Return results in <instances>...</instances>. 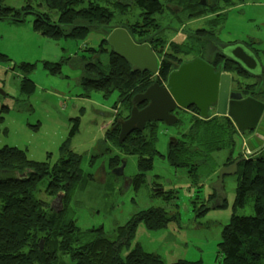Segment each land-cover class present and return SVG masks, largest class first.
I'll list each match as a JSON object with an SVG mask.
<instances>
[{
	"label": "rangeland",
	"instance_id": "obj_1",
	"mask_svg": "<svg viewBox=\"0 0 264 264\" xmlns=\"http://www.w3.org/2000/svg\"><path fill=\"white\" fill-rule=\"evenodd\" d=\"M1 1L3 6L16 9L26 5V0ZM123 3L128 5L130 20L141 21L140 17L137 18L139 10L131 5V1L123 0ZM166 10L167 13L153 16L151 23L155 29L153 26L143 28L144 31L139 28L142 36L134 34V43L139 45L159 31L160 39L153 41L157 69L162 60L170 61L175 68L196 57L215 60L217 51L213 46H203L191 36H196L197 29H204L210 34L199 37H207L216 45L238 43L251 48L264 71V0H208L196 20L184 27L178 23L185 14L177 13L174 19L173 12ZM24 12L23 9L22 15ZM23 16L21 21L0 20V55L7 59L0 61V90L4 93L0 95V148H17L29 160L45 162L50 168L67 159L69 153L79 157V180L73 187L72 202L66 200L60 205L55 197L47 202L56 212L61 210L60 206L67 212L71 211L81 231L101 227L105 235L115 238L119 233L117 229L138 212L160 208L173 214L165 227L156 232L148 231L144 223H138L128 247L122 248L121 256L139 244L142 251L157 255L163 264L178 261L220 264L217 249L223 228L233 215H254L252 195L246 197L240 209L234 206L238 174L223 178L224 203L219 208L211 207V188L229 151L214 153L215 163L211 173L200 176L196 181L187 175L186 168L171 167L166 157L168 139L179 138V134L187 132L192 121L190 110V113L179 111L180 122L176 125L166 127L155 124L158 128L155 144L158 154L152 158V171L148 174L151 187L144 183L143 187L135 189L129 181L136 173L139 157L126 151L130 150L127 142L123 146L118 144L117 133H114L115 141L107 136L115 122L128 117L131 105H119L118 91L105 96L101 92L85 90L80 81L81 62L88 61L94 53L84 51V48H92L97 53L104 33L94 32L83 41H53L32 31L31 14ZM108 35L105 37L106 45L103 44L104 51L97 57L98 67L104 73L109 70L108 57L112 50L106 42ZM175 48L180 52H175ZM54 64H57L58 70L52 74L46 65ZM226 73L235 81L251 82L242 78L233 67ZM156 80L157 70L149 72V82ZM260 85L259 91L256 89L257 100L262 101L264 79H260ZM213 113L214 110H210L208 116ZM193 115L199 119L198 115ZM74 121H78V130L70 138ZM263 135L264 124L261 122L253 132H246L241 137L249 145L258 142L256 146L263 143ZM240 149L238 138L234 155ZM252 155L257 162L254 163L260 186L264 187V148ZM114 159L118 161V167L125 161L122 176L111 174L109 162ZM45 183L44 179L40 187ZM258 252L262 254V249ZM251 256L256 262L259 254L255 252Z\"/></svg>",
	"mask_w": 264,
	"mask_h": 264
},
{
	"label": "trees",
	"instance_id": "obj_2",
	"mask_svg": "<svg viewBox=\"0 0 264 264\" xmlns=\"http://www.w3.org/2000/svg\"><path fill=\"white\" fill-rule=\"evenodd\" d=\"M129 1L139 10L137 18L140 17L141 21L130 20V10L123 0H26V5L20 9L3 6L0 0V20L21 21L24 19L23 15L31 14L32 31L53 41H83L94 32L104 33L97 53L92 48H84V51L94 53H91L88 61L81 62V85L87 91L101 92L105 96L118 91L119 105L123 103L128 107L132 97L142 93L153 82H149V72L132 68L112 50L108 57L109 70L107 73L102 72L98 67L97 57L104 51L105 37L115 28L122 27L134 41V34L142 36L140 33L144 31L143 28L153 26L155 29V25L151 23L153 16L162 14L164 8H178L181 15L188 14L189 17L196 18L204 7L198 4V0ZM23 9L25 12L22 15ZM155 33L148 36L146 41L143 40L153 51V41L160 39L159 31ZM206 34L210 33L199 29L193 37L203 46H213L215 52L228 46H219L208 41L207 37H199ZM175 52L180 51L175 48ZM215 58L216 61L205 60L214 69L216 67L212 62L219 64L222 61L219 55ZM3 60L7 61L0 55V61ZM54 65H46L52 74L58 70L57 64ZM172 66L170 61H160L155 82L164 84L173 70ZM230 70L229 63H226L223 71ZM234 70L244 75L239 68ZM189 110L192 121L188 131L179 134L174 146H168L166 157L171 167L186 168L187 175L196 181L200 176L211 173L215 163L214 153L229 151L225 165L232 162L230 156L233 154L238 134L233 123L225 116H208L199 120L193 115H198L196 108L191 107L185 113ZM155 124L157 123H151L145 134L144 131L137 132L127 137L123 144L118 143L123 146L127 142L130 150L126 151L139 157L136 161V173L129 181L135 189L143 187L144 183L149 186L145 177L151 173L152 158L158 154L155 149L158 128ZM77 130L78 121H74L69 137ZM109 133L107 136L115 141L118 130L111 129ZM65 147L66 145L63 148ZM68 156L59 165L50 168L45 162L29 160L17 148H0V264H163L157 255L142 251L139 244L129 249L124 256L120 254L124 246L128 247L138 223H144L146 229L152 232L165 227L173 214L165 213L163 209L151 208L136 213L123 227L117 229L119 233L115 238L105 235L101 227L81 231L75 215L71 211L67 212L65 208L62 209V206L58 212L52 210V204L47 200L51 201L54 197L56 199L60 193L61 204L66 200L72 202L73 187L79 180L81 160L72 153ZM115 161L114 159L109 162L111 168L118 165V161ZM254 162V159L245 161L238 169L234 201V206L240 209L246 197L252 195L254 215H233L229 224L223 228L217 249L220 264H264V187L260 186L259 173ZM44 179L46 183L41 188ZM90 179L92 180L91 176ZM154 193L158 195L157 191ZM258 249H262V254ZM255 252L259 254L256 262L251 259ZM175 264L200 263L178 261Z\"/></svg>",
	"mask_w": 264,
	"mask_h": 264
},
{
	"label": "water",
	"instance_id": "obj_3",
	"mask_svg": "<svg viewBox=\"0 0 264 264\" xmlns=\"http://www.w3.org/2000/svg\"><path fill=\"white\" fill-rule=\"evenodd\" d=\"M207 1L198 0V4L204 6ZM106 42L113 53L122 57L131 67L140 71L156 72L157 63L153 52L145 43L135 44L125 29L113 30ZM219 51L253 75L256 74L255 71L258 75L261 74L259 62L243 44H229L219 48ZM235 87L236 84L230 83V75L224 73L222 67L214 69L199 57L181 63L176 70L170 72L164 84L153 82L142 93L132 97L129 116L113 126V128L118 126L117 141L122 144L128 135L134 131L142 132L150 122L161 123L166 127L174 126L179 121L174 111H187L191 107L196 108L199 119H206L208 109L215 107L216 115L229 117L240 135L246 131L251 132L263 113L264 104L252 98L242 99L241 94L237 92L229 93V88ZM0 95H4L1 90ZM142 103L147 105L138 109L137 105ZM168 142L174 146L177 139L170 137ZM239 162L240 160H236L231 165L220 168L211 188L214 193L211 204L213 209L223 205L225 200L223 178L235 175ZM124 166L125 161H122L119 167L112 169L111 174L114 177L122 176ZM149 178L150 176L146 175L147 184L150 186ZM152 191L156 192L154 188ZM61 196L62 194L58 193L56 197L60 205Z\"/></svg>",
	"mask_w": 264,
	"mask_h": 264
},
{
	"label": "flooded vegetation",
	"instance_id": "obj_4",
	"mask_svg": "<svg viewBox=\"0 0 264 264\" xmlns=\"http://www.w3.org/2000/svg\"><path fill=\"white\" fill-rule=\"evenodd\" d=\"M177 11H179V10H175V12H174V14H176L177 13ZM153 35V34H152ZM151 35V36H152ZM191 36H194V35H191ZM151 39H154V38H151ZM201 39H203V38H201ZM244 47L248 50V51H250V53H252L253 54V56L254 57H256V59H257V56H256V54L255 53H253V51L252 50H250V48H248L246 45H244ZM228 54V53H227ZM216 55H219V57H221V59H222V61L220 62V64H216V62L214 61V62H212L213 63V65L216 67V69L218 68V67H225V64L226 63H229V66L230 67H233L234 69L235 68H239L242 72H243V74L244 75H241L242 76V78H247V80L248 81H251V82H247V81H245L244 83H242L241 81L240 82H238V81H235V80H233L232 79V77H231V75H230V83L232 84V83H235L236 84V87L234 88V89H230L229 88V93H231V92H237V93H239V94H241V98L242 99H246V98H252V99H255V100H257V98H258V91H259V89H258V87H259V85H260V79H264V71L262 70L261 71V74H257V72L255 71V75H253L251 72H248V71H246V70H244L243 68H241L240 66H238L237 65V63H235L231 58H229L228 56H226V55H224V54H222L220 51H217L216 52ZM257 61H258V59H257ZM262 69V68H261ZM224 72V71H223ZM224 73H226V72H224ZM226 74H229V73H226ZM260 76V77H259ZM254 85V86H253ZM261 86V85H260ZM258 91H257V90ZM137 94H139V93H137ZM136 95V94H135ZM257 101H259V100H257ZM259 102H261V103H263L264 104V100L262 99V101H259ZM147 105V103H142V104H139V105H137V108L138 109H142V108H144L145 106ZM131 107H132V103H131ZM131 107H130V109H131ZM179 111H181V110H175L174 111V115L178 118V120H179V115H178V113H179ZM188 111V110H187ZM185 112V111H184ZM129 116V115H128ZM123 121V120H122ZM119 122V121H118ZM179 122V121H178ZM261 122H263V124H264V109H263V113L261 114V116H260V118H259V121H258V123H257V125H256V127L254 128V130L258 127V124H260ZM151 123H153V122H150V123H147V125L145 126V128H144V130L148 127V126H150V124ZM233 123V122H232ZM115 124H116V122L114 123V125L113 126H115ZM158 124V126H162L163 124H161V123H157ZM113 126H112V129L113 130H118V126L116 127V128H113ZM143 130V131H144ZM253 130V131H254ZM119 131V130H118ZM142 131V132H143ZM253 131H251V132H253ZM142 132H139V133H142ZM246 132H249V133H251L250 131H246ZM246 132H244V133H246ZM134 133H137V131H134V132H132L130 135H128V137L129 136H131V135H133ZM118 134V133H117ZM239 136V135H238ZM170 138V137H169ZM239 138H240V136H239ZM127 139V138H126ZM263 139V140H262ZM262 144L260 145V144H257L256 146H254L256 143H258V142H255V143H253L252 145H249L248 144V141H245V139H243L242 137L240 138V142H241V149L234 155V153L230 156L231 158H232V162L231 163H229V164H227V165H223V166H229V165H231L232 163H234L236 160H240V162L238 163V165H237V172H238V169L240 168V166H241V164L242 163H244L245 161H248V160H251V159H254V156L252 155L253 154V152H256V151H258L259 150V148H264V136L262 137ZM123 144V143H122ZM167 146H172V145H170L169 144V142H168V145ZM246 151H251L252 153L249 155V156H247L246 155ZM226 157H229V156H226ZM226 159V158H225ZM226 163V162H225ZM120 166V165H119ZM222 166V167H223ZM118 166H116L115 168H117ZM221 167V168H222ZM115 168H111V169H115ZM237 174V173H236ZM235 174V175H236ZM213 200H214V198H213ZM213 200L211 201V202H213Z\"/></svg>",
	"mask_w": 264,
	"mask_h": 264
},
{
	"label": "crops",
	"instance_id": "obj_5",
	"mask_svg": "<svg viewBox=\"0 0 264 264\" xmlns=\"http://www.w3.org/2000/svg\"><path fill=\"white\" fill-rule=\"evenodd\" d=\"M164 9H165V10H164L162 13H165V12L167 13V10H166V9L169 10V8H164ZM177 10H178V8H177ZM170 11L173 12V16H172V18L175 19V18H176L175 16L177 15V13H179V11H177L176 14H174V11H175V10H171V9H170ZM197 19H198V18H197ZM193 20H196V19H195L194 17H189L188 14H185V16H183V18H182V20L180 21V23H178V25H181V27H184L185 25H187L188 23H190V21H193ZM118 28H122V27H118ZM115 29H116V28H115ZM115 29H114V30H115ZM123 29H125V28H123ZM125 30H126V29H125ZM197 30H199V29H197ZM112 31H113V30H112ZM112 31H111V32H112ZM126 31H127V30H126ZM127 33H128V32H127ZM128 34H129V33H128ZM129 35H130V34H129ZM132 40H133V39H132ZM169 40L173 42L172 39H169ZM145 44H147L149 50L152 51L153 54H154V53H155V52H154L155 50L153 51V50L150 48L151 46H150L148 43L145 42ZM250 50H251V48H250ZM252 51H253V50H252ZM112 52H113V51H112ZM253 53H254V51H253ZM154 55H155V54H154ZM188 62H189V61H188ZM135 69H136V68H135ZM210 110H214V113H213L212 115H210V117L215 116V115H216V108H213V107H212V108L208 109L207 114L209 113ZM225 117H227V116H225ZM227 118L231 121V119H230L229 117H227ZM231 122H232V121H231ZM233 126H234V128H235V130H236V133H237V134L240 136V138H241L242 135H240V134L238 133V131H237V129H236V126H235L234 124H233ZM239 136H238V138H239ZM240 138H239V139H240ZM260 145H261V144H260ZM259 149H262V148H259ZM227 152H228V151H227ZM227 156H228V153H227ZM227 158H228V157H226V159H224L223 164H225ZM257 161H258V163H259V160H257ZM262 161H263V160H262ZM256 163H257V162H256ZM216 179H217V177H216ZM261 187H262V186H261ZM212 193H213V192H212ZM213 194H214V193H213Z\"/></svg>",
	"mask_w": 264,
	"mask_h": 264
},
{
	"label": "built area",
	"instance_id": "obj_6",
	"mask_svg": "<svg viewBox=\"0 0 264 264\" xmlns=\"http://www.w3.org/2000/svg\"><path fill=\"white\" fill-rule=\"evenodd\" d=\"M245 153H246L247 156H249L252 152L251 151L250 152L246 151Z\"/></svg>",
	"mask_w": 264,
	"mask_h": 264
},
{
	"label": "bare ground",
	"instance_id": "obj_7",
	"mask_svg": "<svg viewBox=\"0 0 264 264\" xmlns=\"http://www.w3.org/2000/svg\"><path fill=\"white\" fill-rule=\"evenodd\" d=\"M172 68H173V70H172V71H174V70H176L178 67H177V68H175V67H173V66H172Z\"/></svg>",
	"mask_w": 264,
	"mask_h": 264
}]
</instances>
